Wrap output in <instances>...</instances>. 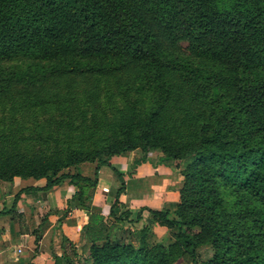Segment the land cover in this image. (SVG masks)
<instances>
[{
	"label": "trees",
	"instance_id": "trees-1",
	"mask_svg": "<svg viewBox=\"0 0 264 264\" xmlns=\"http://www.w3.org/2000/svg\"><path fill=\"white\" fill-rule=\"evenodd\" d=\"M82 128L90 143L74 147ZM134 130L135 166L158 151L183 178L175 209H150L136 245L91 206L109 166L121 182L109 216L131 221L115 210L124 181L111 160ZM83 162L92 176L64 171ZM15 177L46 180L17 199L77 188L87 253L63 244L83 264H264V0H0V181Z\"/></svg>",
	"mask_w": 264,
	"mask_h": 264
},
{
	"label": "crops",
	"instance_id": "crops-1",
	"mask_svg": "<svg viewBox=\"0 0 264 264\" xmlns=\"http://www.w3.org/2000/svg\"><path fill=\"white\" fill-rule=\"evenodd\" d=\"M149 155L147 162L136 166L134 163L141 156L132 152L111 160V165L124 181V192L115 210L118 215L128 211L131 219L119 224L134 233L146 225L150 209L167 208L173 211L179 201L182 176L160 164L158 156L155 161ZM45 185L44 178L15 177L11 182L0 181V264H52L53 255L67 253L63 237L69 239L77 249L80 246L87 249L88 244L81 232L88 217L73 198L76 187L67 183V187L73 189L67 194L61 189L58 193L56 189L64 183L53 189H56L53 196L56 210L52 214L41 215L44 193L37 197L16 198L24 188H42ZM120 187L121 182L113 169L102 166L91 206L99 209L106 220L110 218L109 192Z\"/></svg>",
	"mask_w": 264,
	"mask_h": 264
},
{
	"label": "rangeland",
	"instance_id": "rangeland-1",
	"mask_svg": "<svg viewBox=\"0 0 264 264\" xmlns=\"http://www.w3.org/2000/svg\"><path fill=\"white\" fill-rule=\"evenodd\" d=\"M101 127H103V126H101ZM62 136H60V141L61 142H64L65 140H67L66 134H62ZM139 136H140L139 133L136 130H134V137H135V140H136V141L134 140L135 147L133 149H130L126 153H131L132 152V153H135V154L140 155V156L143 155V151H142V149L140 147L141 146V141H140V137ZM70 140H71L72 143H74V147L79 145V144H81V142H83V143L86 142V141L89 142L88 133H87V131H84L83 128L82 129H73L72 133L70 134ZM148 154H150L149 156L154 158L153 160H155V161L157 160V156L159 158L161 157V153L158 152V151H150V152H148ZM94 167H95V162H83L80 165H78L77 167H71V168L65 169L64 171H67V172H70V173H81L83 175L92 176L93 171H94ZM67 188H68L67 187V183L65 182L64 185L61 188H56V189L58 190V193H59L60 189H61V191L63 190L64 194H67L69 191L70 192L73 191L72 188H70V189L68 188L69 190H67ZM56 189L43 194V200L45 201V203H44L43 208H41V211H42L41 212L42 214L40 213L41 215H45V214H48V213L52 214L56 210V208L54 206V203H55L54 199L55 198H53V196L55 195ZM115 191H116V189L109 192V204L110 205H111L112 200L114 198ZM107 224H108V227L111 230L113 238L121 239V240H123L126 243L127 242H131V243H134L135 245L137 244L136 233L132 232L131 230H128L127 228H125L124 226L120 225L119 223L116 224V222L113 219H111V218L107 219ZM153 232H154V234H153V240L154 241H158V242H162V243H167L168 242L170 234H169V232L166 229L154 228ZM71 250H72L71 246H69L67 244L66 245V251H67V253L72 255L73 260L75 261V264H83L80 260H77L78 259L77 255H85L87 253L86 252L87 249H85L84 247L80 246L77 249V255L73 254ZM210 255H211V251L209 249L201 248L200 251H199V259L200 260L206 259ZM175 264H191V263L188 260H186V259H180Z\"/></svg>",
	"mask_w": 264,
	"mask_h": 264
}]
</instances>
